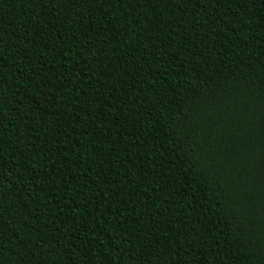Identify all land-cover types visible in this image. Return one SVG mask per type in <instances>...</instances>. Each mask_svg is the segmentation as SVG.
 <instances>
[{"label":"trees","instance_id":"1","mask_svg":"<svg viewBox=\"0 0 264 264\" xmlns=\"http://www.w3.org/2000/svg\"><path fill=\"white\" fill-rule=\"evenodd\" d=\"M0 264H264V0H0Z\"/></svg>","mask_w":264,"mask_h":264}]
</instances>
